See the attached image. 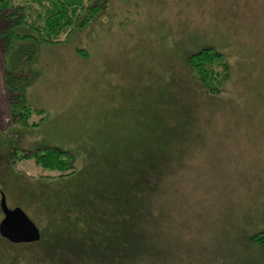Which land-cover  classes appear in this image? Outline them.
<instances>
[{"label": "rangeland", "instance_id": "374dc122", "mask_svg": "<svg viewBox=\"0 0 264 264\" xmlns=\"http://www.w3.org/2000/svg\"><path fill=\"white\" fill-rule=\"evenodd\" d=\"M95 2L89 26L39 50L35 126L40 112L13 118L0 49V202L43 234H0V264H212L221 216L264 210V0ZM206 47L232 68L221 94L188 63ZM50 147L76 172L42 177L28 156Z\"/></svg>", "mask_w": 264, "mask_h": 264}, {"label": "trees", "instance_id": "16d2710c", "mask_svg": "<svg viewBox=\"0 0 264 264\" xmlns=\"http://www.w3.org/2000/svg\"><path fill=\"white\" fill-rule=\"evenodd\" d=\"M90 1L0 0V49L5 66V85L7 93L15 94L9 105L13 118L21 124L29 126L32 112L41 115L38 122H33L34 126L48 116L43 109L32 107L25 94L30 83L40 75L36 64L39 50L45 44L67 43L75 32L89 26L101 9L99 2ZM78 51L81 55H88L85 49ZM188 63L206 91L211 94L223 92L232 68L222 52L206 47L190 54ZM22 156L25 154L17 157L21 159ZM28 158H33L42 169V177L70 175L77 168L75 153L65 148L37 150ZM164 158V152L160 151L161 165L166 164ZM161 165H158L160 170L163 169ZM221 220L218 223L225 224L221 228L225 235L222 238L219 235L218 243L213 245L211 256L217 259L212 264H264V210L221 216ZM59 244L56 240L50 241L49 247Z\"/></svg>", "mask_w": 264, "mask_h": 264}, {"label": "water", "instance_id": "95a60500", "mask_svg": "<svg viewBox=\"0 0 264 264\" xmlns=\"http://www.w3.org/2000/svg\"><path fill=\"white\" fill-rule=\"evenodd\" d=\"M4 217L0 221V234L14 243L36 242L42 237L38 225L22 207L10 208L6 196L1 199Z\"/></svg>", "mask_w": 264, "mask_h": 264}, {"label": "flooded vegetation", "instance_id": "af4514ba", "mask_svg": "<svg viewBox=\"0 0 264 264\" xmlns=\"http://www.w3.org/2000/svg\"><path fill=\"white\" fill-rule=\"evenodd\" d=\"M0 208H1V202H0ZM1 210H2V208H1ZM2 214H3V217H4L3 210H2ZM3 217H2V218H3ZM1 220H2V219H1ZM1 220H0V221H1ZM1 236H2V235H1Z\"/></svg>", "mask_w": 264, "mask_h": 264}]
</instances>
